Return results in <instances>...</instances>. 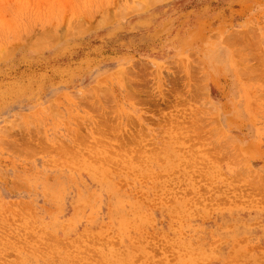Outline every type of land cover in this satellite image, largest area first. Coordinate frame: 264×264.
<instances>
[{
  "label": "rangeland",
  "instance_id": "374dc122",
  "mask_svg": "<svg viewBox=\"0 0 264 264\" xmlns=\"http://www.w3.org/2000/svg\"><path fill=\"white\" fill-rule=\"evenodd\" d=\"M0 264H264V0H0Z\"/></svg>",
  "mask_w": 264,
  "mask_h": 264
}]
</instances>
